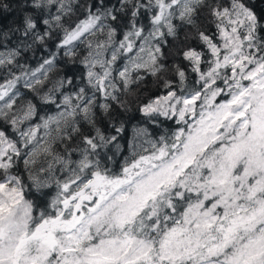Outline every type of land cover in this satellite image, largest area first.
Segmentation results:
<instances>
[{
    "label": "snow or ice",
    "instance_id": "obj_1",
    "mask_svg": "<svg viewBox=\"0 0 264 264\" xmlns=\"http://www.w3.org/2000/svg\"><path fill=\"white\" fill-rule=\"evenodd\" d=\"M0 264H264V0H0Z\"/></svg>",
    "mask_w": 264,
    "mask_h": 264
}]
</instances>
